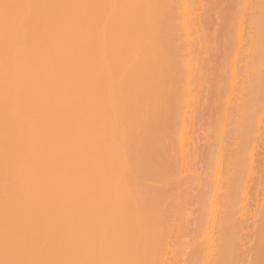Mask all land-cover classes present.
<instances>
[{
  "label": "bare ground",
  "instance_id": "1",
  "mask_svg": "<svg viewBox=\"0 0 264 264\" xmlns=\"http://www.w3.org/2000/svg\"><path fill=\"white\" fill-rule=\"evenodd\" d=\"M218 1L0 0V264H264V0Z\"/></svg>",
  "mask_w": 264,
  "mask_h": 264
},
{
  "label": "rangeland",
  "instance_id": "2",
  "mask_svg": "<svg viewBox=\"0 0 264 264\" xmlns=\"http://www.w3.org/2000/svg\"><path fill=\"white\" fill-rule=\"evenodd\" d=\"M217 1H218V0H217ZM211 2H212V1H211ZM213 2H214V4L211 3V5H214V6H215V2H216V0H213ZM218 3H219V1H218ZM218 3H217V4H218ZM219 5H220V4H219ZM222 5H223V4H222ZM214 6H212V7H214ZM220 6H221V5H220ZM220 6H219V7H220ZM223 6H224V5H223ZM223 6H222V7H223ZM197 7H198V6H197ZM217 7H218V6H217ZM215 9H216V11H217L218 8H215ZM199 10H200V12L202 13V12H204L206 9H205L204 11H203V9H199ZM220 11H221V10H219V12H220ZM214 12H215V11H214ZM212 13H213V12H212ZM212 13H211V14H212ZM225 14H227V13L224 12V15L222 14L223 18L226 17ZM212 17L214 18L215 16L212 14ZM223 18H222V19H223ZM224 21H225V20H224ZM218 23H220V21H219ZM209 24H210V23H209ZM212 26H213V25H212ZM208 27H209V29H210V28H211V25H208ZM214 28L216 29V27H214ZM212 30H213V28H212ZM210 31H211V29H210ZM214 33H215V35L213 34V35H212L213 37H212V36L210 37L211 34L209 35V38H210V39L212 38V40H213L214 38H216V36H217V32H214ZM214 36H215V37H214ZM212 40H211V41H212ZM214 40H215V39H214ZM218 40H220V38H218L217 41H218ZM218 45H219V44H218ZM216 46H217V45H216ZM220 47H222V46L219 45V48H220ZM214 48H216V47L214 46ZM222 48H223V47H222ZM217 49H218V46H217ZM220 49H221V48H220ZM220 49H219L218 52H220V53L222 52V53H221V55H222V54H223V50L225 51V49L223 48L222 51H221ZM214 52H216V51H214ZM218 52L215 53L216 55H213V56H215V58L217 57L216 59L214 58V63L212 62V59H213V58L211 59L212 56L210 57V60H209V59H208V60H209V64H210V63L212 64V65L210 64V66L213 67V68L211 67V68H212V73H215V74L218 73V75L216 74V76H217V77H216L217 82H218V81H219L220 83L222 82V83H221L222 86H221V84H220V86L223 87V85H224L223 82L225 81V85H226V84H227L226 81H227V78H228V77L225 78L224 71L227 73L226 76L229 75L228 73H231V72H229V67L227 68V66H228V57H227V59L225 60V62H226L227 64L224 63V59L222 58V60H223L222 63H223L224 65H226V66H223V65L220 64L221 61H220V63H219V60H217V59H218V54H219ZM221 55H219V56L221 57ZM224 55H225V54H223V56H224ZM223 56H222V57H223ZM224 58H226V56H225ZM219 59H220V58H219ZM208 60H207V63H208ZM215 62H216V63H215ZM209 64H207V65H209ZM217 65H218V66H217ZM208 68H210V67H207V70H208ZM217 69H220V72H221V70H224V71H223V75H224L223 77L221 76L222 74L220 75V73H219V71H218ZM216 70H217V71H216ZM213 71H214V72H213ZM208 72H209V70H208ZM208 72H207V73H208ZM210 72H211V69H210ZM210 72H209V73H210ZM208 78H209V79H208ZM207 79H208V82L211 81V82L209 83V85H210V89H209V91H210L211 89L214 88L213 91H214L215 93H214V95H213V93H212L211 91H210V92H211L212 94H209L210 92H207V91H206L205 94L208 93V96H210V95L212 96V95H213L212 97H214V100H216L215 98H217L218 96L221 97L222 93H219V91L216 89L217 86H216V83H215L216 81H215L214 79H211V80H210V77H209V76H207ZM218 79H219V80H218ZM223 79H224V81H223ZM225 79H226V80H225ZM212 80H213V81H212ZM220 80H222V81H220ZM212 82L214 83V85H213V87L211 88V83H212ZM217 84H218V83H217ZM207 87H208V85H207ZM218 88H219V85H218ZM196 93H197V92L194 91L193 95H196ZM215 94H216V96H217V95H218V96L216 97ZM206 95H207V94H206ZM201 96H202V94H201ZM208 96H207V97H208ZM217 99H218V98H217ZM204 103H206V105L208 104L207 106H204V105H203L204 107H206V109H208L207 107L210 106L209 103H208V101H206V102H204ZM216 103H218V102H216ZM198 106H199V105H198ZM201 106H202V105H200V109H202ZM197 108H198V107H197ZM203 109H204V108H203ZM206 109L204 110L205 114H206ZM211 109H212V106H211ZM198 111H199V108H198ZM212 111H213V109H212ZM212 111H211V113L213 114ZM199 112H200V111H199ZM209 113H210V112H209ZM205 114H204V115H205ZM212 114H209V115H211V119H210V116H209V118H207V117H208V112H207V114H206L205 116H204V115L201 116V114L197 112V113L195 114V117H196V118H195V121H196L197 126H195V127H194V130H193V131H195V132H193L194 135L192 134V137H193V138H194V136H195V139L198 138V143H199V144L197 143V146H198L197 148H199V149H198V150L196 149V153H197L196 157H195V154H194L193 161L196 160V161H194V162H196V164L194 165L195 167H193V170H192L190 173H191V174H193V173H197V174H202V175H203V176H202V179L204 180V182L202 181V184L204 183L205 186H204V185H201V186H202V187H201V188H202V193L200 194V192H199V194H198V196L200 195L201 197H202V196L204 197V196L206 195V192L209 191V190L211 189V187H210V188H207V187H209V186H208V183H209L210 181L212 182V180H213V176H214V174H212V173H214V169H215V158H216V152H215V151L218 150V148L215 147L216 145H214V143L217 144V143H219V141H220V139H219V141L216 143V141H217V137H219V133H218V131L216 130L217 126H216V128H215V125H214V126L211 125V123H213V121L216 120V117L218 116V114H215V112H214L213 115H214V116L216 115L214 120H213ZM204 117H205V119H204ZM217 118H218V120H219V116H218ZM201 119H202V120H201ZM209 119H210L211 121H210ZM199 120H200V121H199ZM205 120H206V121H205ZM212 120H213V121H212ZM201 122H202V124H201ZM216 123H217V120H216L215 124H216ZM200 124H201V125H200ZM205 124H206V125H205ZM218 124H220V122H218ZM212 126H213V127H212ZM220 126H221V124L218 126L217 129L221 130V127H220ZM219 127H220V128H219ZM209 128H210V129H209ZM214 128H215V130H214ZM212 129L214 130L213 132H212ZM196 130H197V131H196ZM206 132H207V133H206ZM211 132H212V133H211ZM220 132H221V131H220ZM199 135H201V137H199ZM216 135H217V136H216ZM196 136H197V137H196ZM206 137H207V139H206ZM209 137H210V138H209ZM205 142H206L207 144H206ZM208 143H209V144H208ZM204 145H205V146H204ZM206 145H207V146H206ZM213 146H214V147H213ZM217 146H218V144H217ZM211 147H213V148H212V151H210ZM214 148H216V149H214ZM199 150H200V151H199ZM213 150H214L215 153L213 152ZM197 151H198L199 153H198ZM208 151H209V153L212 152V154L210 153V155H213V156L210 157ZM214 154H215V155H214ZM208 157H209L210 159H209ZM213 157H214V159H213ZM208 159H209V161H210L209 164H208V161H207ZM194 162H193V164H194ZM204 163H206V165H205ZM211 164H212V165H211ZM197 165H198V166H197ZM206 169L208 170L207 173H206ZM204 170H205V171H204ZM211 171H212V172H211ZM208 172H210V173H208ZM205 174L207 175V178H206ZM210 175H211V176H210ZM204 176H205V177H204ZM210 177H211L212 179H211ZM208 180H209V182H208ZM196 184H197V183H196ZM196 184H195V186H196ZM209 185H211V183H210ZM204 188H205V189H204ZM195 189H197V188H195ZM203 189H204L205 191H204ZM197 193H198V192H197ZM203 193H204V194H203ZM207 193H209V192H207ZM194 194H195V196L197 195L196 193H194ZM192 196H193V197H190L191 200L188 199L189 202H192L191 204H190V203L188 204V205H189V211H191L192 214L189 213V214H187L188 216L186 215L185 218H187V220H188L189 222H186V223H185V228H187V229L184 228V230L187 231V232H189V231L191 232V233H190V232L188 233V234H189V235H188V239H189V240H192V239H193V240H194L193 242L195 243L196 238H197V237H196V234L194 235V233H196V231H197L196 228H198V230H200V228H201L200 226H202V225L200 224V220H201V219H204V220H205V218H206V220L208 221V214L205 213L204 211H205V209H207V206L211 203V202H210L211 200H210L209 197H208L207 199L209 200V203H208L207 200H205V203H206V204L203 203L204 200H202V203H201V202H198V203H197V202H196V199H197L198 196H196V197H195L194 195H192ZM200 200H201V199H200ZM199 203H200V204H199ZM194 205H195V206H194ZM204 205H206L205 208H203ZM202 210H204V211H202ZM202 213H203V214H202ZM206 214H207V215H206ZM202 216H203V217L205 216V217L203 218ZM196 220H197V221H196ZM198 220H199V221H198ZM207 221H206V222H207ZM190 222H192V223L189 224ZM201 222H203V225H204V221L201 220ZM187 223H188V225H187ZM198 224H200V225H198ZM205 224H206V223H205ZM196 226H197V227H196ZM194 229H195L196 231H195ZM185 231H184V232H185ZM187 232H185V233H187ZM198 233H199V231H198ZM191 235H192L193 237H192ZM194 236H195V237H194ZM190 238H191V239H190Z\"/></svg>",
  "mask_w": 264,
  "mask_h": 264
}]
</instances>
